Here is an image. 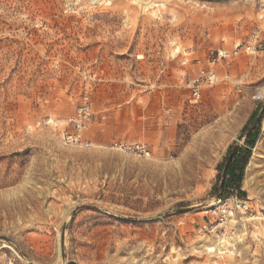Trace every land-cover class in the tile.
<instances>
[{
    "label": "rangeland",
    "instance_id": "obj_1",
    "mask_svg": "<svg viewBox=\"0 0 264 264\" xmlns=\"http://www.w3.org/2000/svg\"><path fill=\"white\" fill-rule=\"evenodd\" d=\"M253 113L246 210L216 237ZM0 264H264V0H0Z\"/></svg>",
    "mask_w": 264,
    "mask_h": 264
},
{
    "label": "trees",
    "instance_id": "obj_2",
    "mask_svg": "<svg viewBox=\"0 0 264 264\" xmlns=\"http://www.w3.org/2000/svg\"><path fill=\"white\" fill-rule=\"evenodd\" d=\"M256 116V113H253L242 128L244 134L243 145L232 144L228 146L224 157L217 165L218 173L212 186V192L216 194L218 200L224 201L233 195L239 198L245 196V192L241 189V183L251 155V149L254 147L259 134V125L262 118V115L257 119ZM253 121H255V128L248 130Z\"/></svg>",
    "mask_w": 264,
    "mask_h": 264
},
{
    "label": "built area",
    "instance_id": "obj_3",
    "mask_svg": "<svg viewBox=\"0 0 264 264\" xmlns=\"http://www.w3.org/2000/svg\"><path fill=\"white\" fill-rule=\"evenodd\" d=\"M220 56V55H219ZM215 62V61H213ZM214 75L212 72L207 73L206 75L202 76L201 78H196L188 81V85L192 88L193 97H198V91L196 90L198 87L199 81L203 82H212ZM90 118V106L87 102V99L84 98L83 103L77 108L76 115L73 120L74 123V131L66 134L63 136V142L69 145H76L80 141L81 131L85 126L86 121ZM119 149H123L126 151H136L141 153L142 155H146V151L144 147L140 144H122L118 145ZM228 200H224L219 207H213L209 209L206 213H210L212 217H214L215 224H213L210 229L209 233L214 234L217 237V230L219 227H222L224 224L228 223L234 216L235 210H246V207L240 208V201L235 200V204L232 206L226 204ZM218 202H221L218 200Z\"/></svg>",
    "mask_w": 264,
    "mask_h": 264
},
{
    "label": "bare ground",
    "instance_id": "obj_4",
    "mask_svg": "<svg viewBox=\"0 0 264 264\" xmlns=\"http://www.w3.org/2000/svg\"><path fill=\"white\" fill-rule=\"evenodd\" d=\"M135 1H137V0H135ZM253 169H254V167H252L251 163H248L246 168H245L244 177L242 179V186L247 188V189L249 188V185H250L251 180H252ZM213 246L214 245H209V246L205 247L204 250H206L208 252H217V253L222 252V251L221 252L219 251V249L217 248V245H215L214 247Z\"/></svg>",
    "mask_w": 264,
    "mask_h": 264
}]
</instances>
